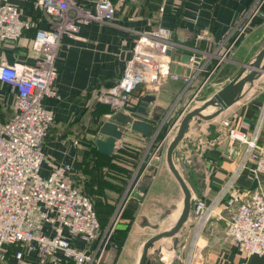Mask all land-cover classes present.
<instances>
[{"label": "crops", "instance_id": "obj_1", "mask_svg": "<svg viewBox=\"0 0 264 264\" xmlns=\"http://www.w3.org/2000/svg\"><path fill=\"white\" fill-rule=\"evenodd\" d=\"M111 1L116 7L112 21L82 25L77 37H63L58 49L56 59L58 98H48L45 101V105L53 110L55 119L43 145L45 161L40 169L42 176L48 175L54 165L61 164H68L72 173L78 172L80 170L78 165L87 148L84 141L104 138L97 130L93 131L97 126L94 117L97 116L103 123L114 113V105L121 106L117 98L107 95L105 91L121 77L125 62L131 56L132 47L141 32L159 25L167 27L172 32V39L180 45L175 53L200 58V51L208 48L205 41L196 40L198 31L208 29L212 37L210 50L219 52L222 46L233 44L237 35L236 28L243 23L255 0ZM19 7L23 17L32 20L42 18L41 24L45 26L42 13L34 9L29 2H20ZM33 35L34 28H31L15 42L0 41V66L33 64L37 58V54L31 48ZM263 46L264 1L245 32L234 42L228 60L221 63L205 83L203 81L207 75L204 73L195 77L188 88H185L182 80L166 78L158 92L149 93L143 85L135 90L134 96L146 94L155 96V100L148 106L149 115L119 110L134 119L152 123L158 132L156 135L153 132L149 137H144L127 125L121 138L116 141L115 150L110 156L111 162L132 169L133 176H138L153 147L159 141V133L165 125L166 128L175 122L181 105L187 102L193 89L199 90L201 105L230 81L245 63L253 60ZM214 63L215 61L211 62ZM178 66L182 75H187V70L192 74L196 70L194 59H190L189 62L175 59L171 65L172 71L176 72ZM247 72L248 70L245 73ZM262 80L264 74L253 84L247 83L243 95L252 93L256 83H262ZM201 84L202 86L198 88ZM15 98L16 95L9 84L0 80L1 122L11 116ZM241 102L234 103L209 120L192 118L184 137L173 151L172 161L176 169L185 181H190L186 182L191 191V203L198 197L209 201L224 182L228 174V165L239 157L242 145L239 142L238 145L236 142L230 144L218 127L220 121L234 110L239 112L240 117L251 121L245 114L246 108H241ZM212 111L213 108L208 107L203 113L209 114ZM153 114H157L160 119L158 121L152 119ZM175 132L170 131L166 137L163 161H155L157 162L153 168L155 172L146 174L147 178L143 179L147 183V189L142 194V199L131 197L126 203L116 235L102 254L99 264H139L145 242L158 232L170 229L178 219L182 208H177V200L173 197L174 191L178 190L183 194V198L184 193L166 160V149ZM260 143H264V128ZM102 168L107 167L103 165ZM106 178L104 176V179ZM237 185L240 190L251 189L254 186L246 179L245 174L239 177ZM104 189L107 190V187ZM93 196L98 197L95 199L98 204L102 203L97 194ZM235 206L237 204L223 208L222 216L228 217ZM225 225L223 219H213L209 222L198 238L194 264H264V254L245 258L231 246L225 236ZM47 228L45 226L46 231ZM190 228V220H187L175 236L155 241L148 249L146 264H163V259L172 257L174 263L180 264V261L174 258V254L180 258L183 256ZM125 229L126 232H123ZM74 243L77 247L83 245L77 237L74 238ZM17 251H22L19 259L15 257ZM0 264H73V262L64 258L61 252H56L52 259L39 262L34 249L23 248L17 244L0 251Z\"/></svg>", "mask_w": 264, "mask_h": 264}, {"label": "built area", "instance_id": "obj_2", "mask_svg": "<svg viewBox=\"0 0 264 264\" xmlns=\"http://www.w3.org/2000/svg\"><path fill=\"white\" fill-rule=\"evenodd\" d=\"M263 1H254L243 23L236 28L234 42L245 32ZM20 2H29L40 11L45 26L41 24L42 18L23 17ZM115 10L111 0H0V41L15 42L25 31L34 28L31 48L37 54L33 64L0 66V80L9 84L16 95L11 116L0 121V251L4 245L19 244L34 249L39 262L61 252L73 264H99L111 243L118 217L101 228L92 200L73 185L71 167L54 165L46 176L41 175L40 169L45 161L43 145L55 119L45 101L58 98L56 59L62 39L76 38L84 24L112 21ZM171 34L169 28L159 25L138 35L121 77L105 91L121 102V106L114 105L113 112L128 111V107L139 105L142 96H134V92L141 85L147 92L155 93L169 78L182 80L188 88L195 77L204 73L207 75L205 83L232 53L234 42L222 46L219 52L210 50V31L200 29L195 38L205 41L208 50L200 51L201 61L195 73L182 75L171 69L175 58L168 52L180 47ZM194 57L190 59L195 60ZM213 61L215 63L211 64ZM254 90L255 94L243 95L245 98L240 104L241 108H246L258 96L254 120H245L234 110L220 121L218 129L222 136L228 138L230 144L239 142L242 150L237 160L228 165V174L214 196L209 201L198 197L191 203L187 219L191 228L185 251L181 258L174 254L180 264H194L198 238L213 219L225 220V236L243 257L264 254V143H260L264 128V85L256 83ZM193 91L194 97L180 109L165 137L155 144L151 160L159 161L162 157L166 137L177 127L199 90L194 88ZM243 174L254 184L253 188L239 189L238 179ZM136 176L117 208L122 203L124 208L133 198L142 178L139 175L135 179ZM234 204L237 206L233 212L223 217L221 210ZM76 237L83 243L81 247L75 245ZM21 255L22 251L15 253L17 259ZM162 262L176 264L173 257Z\"/></svg>", "mask_w": 264, "mask_h": 264}, {"label": "water", "instance_id": "obj_3", "mask_svg": "<svg viewBox=\"0 0 264 264\" xmlns=\"http://www.w3.org/2000/svg\"><path fill=\"white\" fill-rule=\"evenodd\" d=\"M168 53L173 58L182 62L190 61L189 55H181L172 52L171 50H169ZM199 61L200 58H196L194 60V65L197 66ZM246 70H248L247 73H245ZM179 72L180 67L178 66L176 67V73ZM186 73L189 74L190 70H187ZM262 74H264V46L255 54L253 60L245 63L238 71V73L230 81L219 88L209 99L205 100L201 105L187 111L181 117L176 132L166 149V160L171 172L180 184L184 193L182 210L175 224L170 229L158 232L157 234L151 236L145 242L139 264H146L148 249L155 241L161 238L175 236L189 217L191 208V191L187 186V182L190 183V181L186 180V182L180 175L172 161V154L178 143L184 137L190 120L194 117L203 120H209L216 117L222 111L238 102L244 94V87L246 86V84H253L254 81L258 79ZM154 100L155 96L153 94H146L141 97L139 105L128 107V111L130 113H138L143 116H148L150 113V109L148 108V106ZM208 107H212L213 111L209 114H204L203 111ZM152 119L158 121L160 117L157 114H153ZM127 125L130 126L131 130L140 133L144 137H149L153 132H155L156 135V133L158 132L157 129H154V125L152 123L145 120L134 119L130 115L123 113L121 110H118L110 115L107 120L103 121V123L98 128V133L103 135L104 138L95 139V146L97 148V151L104 155H112L115 150L116 141L121 138L122 133ZM80 153H82V151H80ZM146 189L147 183L143 181L137 187L133 197L141 200L142 194L146 192ZM176 242L177 240L175 239L174 243Z\"/></svg>", "mask_w": 264, "mask_h": 264}, {"label": "rangeland", "instance_id": "obj_4", "mask_svg": "<svg viewBox=\"0 0 264 264\" xmlns=\"http://www.w3.org/2000/svg\"><path fill=\"white\" fill-rule=\"evenodd\" d=\"M259 84L260 85H264V80H262V83H259ZM255 93H256L255 90L252 91V94H255ZM193 94H194V91H192V94L190 95L189 99H191V98L194 97ZM245 97L242 96L240 102L243 101V99ZM257 99H258V96H256L255 99H252V101L248 103V105H247L246 108H248L254 102H257ZM201 101H202V99L199 98V94H198L196 96L195 100L192 101V104L189 105V107L187 108L186 112L189 111V110H191L192 108H194L196 106H199L200 105L199 103ZM184 105L183 104L181 105L182 109H183ZM165 126H164V128H165ZM169 128H170V126H168V127L165 128V131H164L162 137L159 138V142L165 137V135L168 132V129ZM176 129H177V127L174 129V131H176ZM235 144L238 145L239 143L236 142ZM163 146L165 147V143H164ZM154 148L155 147H153V149H152V147H151L150 150L152 149V151H154L155 150ZM164 150L165 149L163 148V150H162V156H163V151ZM160 160L163 161L162 157H161ZM148 162H149V164H148ZM157 162H155L153 159L151 160V155L147 158L145 165L143 166V168L140 170V172L138 174V176L139 175H142V178L140 179V182L145 181L143 179L144 178H147L146 177L147 176L146 174H152V173L155 172L153 170V168L155 167V165H156ZM104 172H105V176L107 177L106 180L110 183V186L109 187L106 186L107 187V190L104 189V188L103 189H95L94 188L96 191H101L99 193L98 192H94V194H97V196H99V200L102 202L100 204V207L101 208H99V209L101 210L102 214L105 215V217H107V221H106L107 223L109 221H111V219H113V218H114L113 220H117L116 218L118 217L119 220L115 224V229H114V232H115L117 230V227L119 225V222L122 220L124 211L126 209L125 207L123 208L124 203H122V205H121L120 208H117V207H118V205L120 203L121 198L123 197L124 193L126 192L127 187L129 185L130 181L134 177L133 176L134 171L132 169H129V168L126 169L121 164H115V166H110V167L104 168ZM84 175H85V177H84ZM84 175H81V177H79V181L77 183V186H78V188H80V189L84 190L85 192H87L86 189H89V188L83 186L82 183H81V180L83 178H89V175L88 174H84ZM175 192H177L178 195ZM89 194L91 195V193H89ZM93 195L91 196V199L94 202V204H96L95 199H97L98 197H94ZM173 197H174V200L175 199L177 200V203H178L177 208H179V209L182 208L183 194L179 193V191L177 190V191H174V196ZM171 208H174V207H171ZM162 221L165 222V220H162Z\"/></svg>", "mask_w": 264, "mask_h": 264}, {"label": "trees", "instance_id": "obj_5", "mask_svg": "<svg viewBox=\"0 0 264 264\" xmlns=\"http://www.w3.org/2000/svg\"><path fill=\"white\" fill-rule=\"evenodd\" d=\"M258 104H259V101L254 102L246 109L245 114L247 118L251 120L255 119ZM94 121L97 124V126L94 128L93 131L96 132V130L98 131V128L100 127V124L102 123V121L100 122L97 116L94 117ZM49 130H48V133H49ZM164 131H165V128L159 133L158 138L162 137ZM84 143L86 144L87 148L83 153L81 163L78 165L80 170L78 172H73L71 174V180L73 182V185L78 187L77 183L79 181V177H81V175L88 174L89 178H83L81 180V183L83 186L88 187L89 189H86L87 192H85L84 190L80 188L79 189L82 192H84L86 195H88L91 199V196L94 194V192H98V193L101 192V191H96L95 189H103L105 186L107 187L110 186V183L106 179H104L105 172H104V168L101 169V166L106 165V167H110V166H115V165L111 162V157H110L111 155H104L97 151V148L95 146V141H84ZM89 193H91V195ZM93 207L96 212L97 218L99 220L100 226L101 228H103L107 224V223L105 224L107 217H105V215H103L101 210L99 209L101 208L100 204H98L97 202L96 204H94L93 202ZM116 232L117 230L112 235L111 241L115 237ZM123 232H126V229ZM16 245L17 244H7V245H4V248L13 247Z\"/></svg>", "mask_w": 264, "mask_h": 264}]
</instances>
